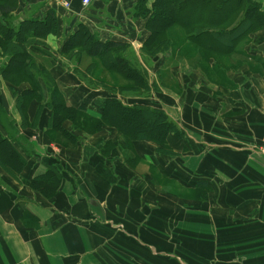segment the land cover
<instances>
[{"label":"crops","instance_id":"1","mask_svg":"<svg viewBox=\"0 0 264 264\" xmlns=\"http://www.w3.org/2000/svg\"><path fill=\"white\" fill-rule=\"evenodd\" d=\"M61 1L20 4L38 16L55 11L57 33L34 50L46 52L39 56L67 104L98 114L104 90L85 81L111 83L85 68L68 70L55 56L81 22L102 41L129 44L125 55L142 63L145 22L131 16L132 0H93L87 7L69 0V8ZM250 38L243 54L232 55L243 60L224 72L223 83L207 82L185 59L161 71L155 98L179 127L166 138L167 153L152 140L122 146L112 127L62 147L46 135L44 113L36 127L23 123L2 80V105L35 146L34 152L19 149L26 165L16 178H2L11 187L0 188V264H171L173 252L180 264H264V157L255 149L264 139V30ZM166 56L151 62L163 67ZM142 64L154 78L153 68ZM135 102L157 103L152 97ZM36 107L25 114L29 122ZM47 169L62 178L50 197L29 187ZM197 182L208 189L195 197ZM17 184L21 192H14Z\"/></svg>","mask_w":264,"mask_h":264},{"label":"trees","instance_id":"2","mask_svg":"<svg viewBox=\"0 0 264 264\" xmlns=\"http://www.w3.org/2000/svg\"><path fill=\"white\" fill-rule=\"evenodd\" d=\"M132 1L131 16L144 20L148 32L140 52L157 64L161 62L158 54L169 50L172 52L171 47L181 58L183 53L178 51L185 47L193 52L211 55L209 60H215L214 56L237 55L245 52L252 34L264 30V10L259 0ZM34 10L30 5L26 11L24 9V14L20 0H0V54L7 58L0 66V78L13 96L23 123L28 124L29 128L36 127L37 119L44 113L46 135L62 147L82 142L85 136L104 127H112L122 137V146L131 141L152 140L163 148V152H169L166 138L170 133H179V127L163 108L147 102L125 104L118 97L133 94L137 98H148L150 90L160 92L159 86L150 83L148 71L142 64L148 65L146 58L139 63L136 57L125 55L129 44L116 40L102 41L98 33L91 32L84 23L78 22L62 43L61 54L70 59V53L80 55L83 52L91 59L84 73L94 75L91 70H99L100 67L106 74L117 75L127 84L112 89L107 88L104 81H97L99 84L85 81L88 86H99L109 94L99 105L98 114L69 105L52 80L48 67L35 55L34 50L37 44L45 45L49 35L57 33L56 13L48 9L38 16ZM21 13L24 16H20ZM174 29H178L180 35H175L172 32ZM82 74L78 73L79 76ZM35 102L36 113L29 122L25 114ZM23 123L20 126H25ZM14 124L15 121L7 115L2 105L0 90V169L16 178V174L26 165L19 149L34 152L35 144L26 136L30 131L21 135ZM33 135L39 136L37 133ZM59 138L63 144L57 141ZM108 143L104 146V153L107 152ZM30 180L29 187L34 192L50 197L57 191L62 178L56 171L47 169ZM207 189L205 182H197L193 189L194 196L198 192L204 194ZM26 215L35 219L29 211H26ZM177 253L173 252L174 256L169 259L171 264H180L176 259Z\"/></svg>","mask_w":264,"mask_h":264},{"label":"rangeland","instance_id":"3","mask_svg":"<svg viewBox=\"0 0 264 264\" xmlns=\"http://www.w3.org/2000/svg\"><path fill=\"white\" fill-rule=\"evenodd\" d=\"M84 7H87V6H84ZM32 10H34V9L32 8ZM25 11H24V14H25ZM20 16H24L23 13H21ZM172 32H174L175 35H180V32H179L178 29H174V30H172ZM42 45H43V43L37 44L36 46L38 48L36 50H39L42 47ZM130 49H131V47H129L127 49L129 51H125V52L131 53ZM171 49H172V52H171V50L167 51L169 53V57L168 58L170 60L168 61V63L165 66H164V63H163V67L160 66V65L154 66L150 60L146 59L148 64L153 68V71L155 72L154 73L155 74L154 78L153 77L151 78L150 75H149L150 83H154L156 87H158L159 83H161L164 80V78H165L164 74L162 73V72H164V69L166 70L168 66H172V64L175 63L172 60L185 59V61L187 62V64L190 67H192L193 69L199 71L200 74H202V76L207 80V82H209L211 84L223 83L222 76H223L224 72L227 69H229V68L236 67L243 60V59H240L239 57L238 58L237 57H232V55H230L228 57L214 56L215 60H209L208 57H211V55L206 54L204 52H193L191 49H188L186 47L183 50H179L178 51V52H182L183 53V57L181 58L178 53H177V57H176V53L173 52V48L172 47H171ZM38 53L42 55V54H45L46 52H38ZM39 54H37L35 52V55L42 62H44L46 64V58L41 57V55L39 56ZM70 56H71V58L68 59L67 55L61 54V52H59V54L57 53V55L55 57H56V60L59 61V63L63 67L67 68L68 70H74V69H78L79 70L80 67L82 69H84V68H86V66L91 61V59H89L85 55V53H83V52H81L80 55H78L77 52H72V53H70ZM3 58H5V57L1 56V54H0V66L5 62ZM166 58H167V56H166ZM46 66H47V64H46ZM92 71L94 72V74L96 76L98 75L100 77H103L105 80H107L108 83L113 84V86L111 84H108L107 88H112V89L115 88V89H117L119 85L120 86H124L125 84H127L125 82V80H123L121 77H119L117 75H111L109 73L105 74L106 72L103 71L100 67H99V70L98 69H94ZM85 84H86V82H85ZM1 85H2V79L0 78V86ZM4 85H5V83H4ZM91 87L98 88L99 86H91ZM160 91H162L161 88H160ZM103 92L105 93L104 94L105 97L109 96V94L107 92H105V90ZM155 95H156L155 91L154 90H150V96L148 98L152 97L157 102L155 104L161 106L160 103L156 100ZM118 97L125 104H132L135 101H140V100H143V98H146V97L137 98L133 94H124V95H121V96L118 95ZM55 138H57V137H55ZM57 141H59V139ZM255 149H256L257 154H259L258 147L255 148ZM259 155H261V154H259ZM262 157H264V156H262ZM1 171L2 172H0V188L2 186H6L5 184L10 186L7 179L6 180L2 179L5 176V174H9V172L5 171L4 169H1ZM8 176H12V174H9ZM21 191L22 190L18 187V184H17L15 186L14 192H21ZM32 224H35V223H32Z\"/></svg>","mask_w":264,"mask_h":264},{"label":"built area","instance_id":"4","mask_svg":"<svg viewBox=\"0 0 264 264\" xmlns=\"http://www.w3.org/2000/svg\"><path fill=\"white\" fill-rule=\"evenodd\" d=\"M91 2H92V0H82L81 1V4L83 6H88ZM63 5H64L65 8H69L70 2L69 1H65L63 3ZM258 151H259V154H261L262 156H264V139H262V141H261V143H260V145L258 147Z\"/></svg>","mask_w":264,"mask_h":264},{"label":"bare ground","instance_id":"5","mask_svg":"<svg viewBox=\"0 0 264 264\" xmlns=\"http://www.w3.org/2000/svg\"><path fill=\"white\" fill-rule=\"evenodd\" d=\"M65 1H69V0H62L61 3L63 4ZM82 1V0H81ZM70 2V1H69Z\"/></svg>","mask_w":264,"mask_h":264}]
</instances>
